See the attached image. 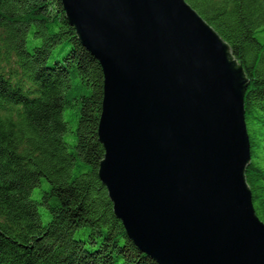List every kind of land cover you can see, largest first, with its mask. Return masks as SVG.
Returning a JSON list of instances; mask_svg holds the SVG:
<instances>
[{
	"label": "water",
	"instance_id": "1",
	"mask_svg": "<svg viewBox=\"0 0 264 264\" xmlns=\"http://www.w3.org/2000/svg\"><path fill=\"white\" fill-rule=\"evenodd\" d=\"M60 1L102 69L97 174L128 238L159 264H264L229 45L185 0Z\"/></svg>",
	"mask_w": 264,
	"mask_h": 264
},
{
	"label": "trees",
	"instance_id": "2",
	"mask_svg": "<svg viewBox=\"0 0 264 264\" xmlns=\"http://www.w3.org/2000/svg\"><path fill=\"white\" fill-rule=\"evenodd\" d=\"M185 1L248 79L245 178L264 223V0ZM102 98L101 66L60 0H0V264H159L128 238L98 177Z\"/></svg>",
	"mask_w": 264,
	"mask_h": 264
},
{
	"label": "rangeland",
	"instance_id": "3",
	"mask_svg": "<svg viewBox=\"0 0 264 264\" xmlns=\"http://www.w3.org/2000/svg\"><path fill=\"white\" fill-rule=\"evenodd\" d=\"M70 111L66 112L65 114V117H68V114H69ZM41 187L47 189L48 188V183L46 182V180L44 178H41V183H40ZM40 187V190L42 191V188ZM31 197L32 198H35V199H38L40 198V192H39V187L38 188H34L32 194H31ZM40 211L42 213V219L43 221H47L49 219V215L48 213H44V209L43 207L41 206L40 207Z\"/></svg>",
	"mask_w": 264,
	"mask_h": 264
}]
</instances>
